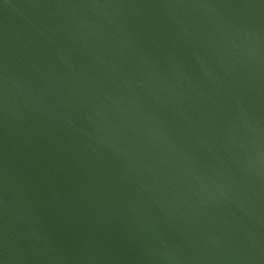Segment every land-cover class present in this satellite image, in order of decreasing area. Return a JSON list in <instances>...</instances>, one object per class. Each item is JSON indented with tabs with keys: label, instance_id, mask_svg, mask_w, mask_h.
<instances>
[{
	"label": "water",
	"instance_id": "1",
	"mask_svg": "<svg viewBox=\"0 0 264 264\" xmlns=\"http://www.w3.org/2000/svg\"><path fill=\"white\" fill-rule=\"evenodd\" d=\"M0 264H264V0H0Z\"/></svg>",
	"mask_w": 264,
	"mask_h": 264
}]
</instances>
